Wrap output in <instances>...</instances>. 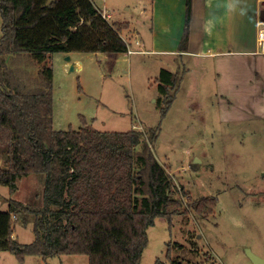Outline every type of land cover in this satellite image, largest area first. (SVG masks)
<instances>
[{
	"label": "trees",
	"instance_id": "16d2710c",
	"mask_svg": "<svg viewBox=\"0 0 264 264\" xmlns=\"http://www.w3.org/2000/svg\"><path fill=\"white\" fill-rule=\"evenodd\" d=\"M174 2L175 8L164 13L171 28L165 35L173 42L171 50L186 52L194 0ZM154 3L169 6L168 0ZM0 14V154L5 159L0 184L13 194L24 176H45L42 205L3 199L10 206L0 210V251H10L20 263L30 255L44 260L87 255L89 264H141L148 228L160 217L172 226L182 206L173 177L153 150L157 130H57L53 121L51 55L128 52L122 36L128 24L111 23L94 0H0ZM155 81L165 115L178 92L180 71L162 68ZM216 204L214 197L190 202L204 214ZM16 213L33 225L32 242L13 237ZM174 259L173 264H185ZM155 264L166 263L158 258Z\"/></svg>",
	"mask_w": 264,
	"mask_h": 264
},
{
	"label": "rangeland",
	"instance_id": "374dc122",
	"mask_svg": "<svg viewBox=\"0 0 264 264\" xmlns=\"http://www.w3.org/2000/svg\"><path fill=\"white\" fill-rule=\"evenodd\" d=\"M94 1L110 13L111 23L128 24L122 36L130 49L51 55L54 128L136 129L145 134L157 130L153 150L173 177L175 198L182 206L172 226L160 217L148 228L141 264H155L158 258L166 264H173L172 258L185 264H255L249 251L264 258V120L231 121L221 110L214 57L170 51L173 42L165 33L171 28L164 13L175 8L174 0H168L167 7L155 6L154 0ZM162 68L180 71L178 92L165 115L155 81ZM239 84L234 90L243 94L244 81ZM4 165L0 154V166ZM44 188L45 176L34 174L24 176L13 194L0 184V210L10 206L5 197L40 206ZM205 197L217 199L212 213H198L190 205ZM23 217L13 215L14 234L19 242L30 243L35 238L33 225L24 224ZM0 264H89V257L44 260L30 255L20 263L4 250Z\"/></svg>",
	"mask_w": 264,
	"mask_h": 264
},
{
	"label": "crops",
	"instance_id": "0c3cea01",
	"mask_svg": "<svg viewBox=\"0 0 264 264\" xmlns=\"http://www.w3.org/2000/svg\"><path fill=\"white\" fill-rule=\"evenodd\" d=\"M263 9L264 0H194L189 50H170L214 57L219 106L231 121L264 120V54L258 44ZM193 43L198 49L191 48ZM237 77L243 78V94L234 90L243 82Z\"/></svg>",
	"mask_w": 264,
	"mask_h": 264
},
{
	"label": "built area",
	"instance_id": "2783aa9c",
	"mask_svg": "<svg viewBox=\"0 0 264 264\" xmlns=\"http://www.w3.org/2000/svg\"><path fill=\"white\" fill-rule=\"evenodd\" d=\"M101 13L104 18L109 20L111 18L110 13L106 9L101 8ZM110 21V20H109ZM258 44H259V50L261 53L264 54V26L260 28L258 33Z\"/></svg>",
	"mask_w": 264,
	"mask_h": 264
},
{
	"label": "water",
	"instance_id": "95a60500",
	"mask_svg": "<svg viewBox=\"0 0 264 264\" xmlns=\"http://www.w3.org/2000/svg\"><path fill=\"white\" fill-rule=\"evenodd\" d=\"M260 18L262 21H264V9L261 11ZM67 59L70 60L71 57H68ZM73 69H74V67H72V70ZM198 161H199V159L196 162H198ZM248 254L251 257V259L255 262V264H264V258L263 257L258 256L257 254H255L252 251H249Z\"/></svg>",
	"mask_w": 264,
	"mask_h": 264
}]
</instances>
